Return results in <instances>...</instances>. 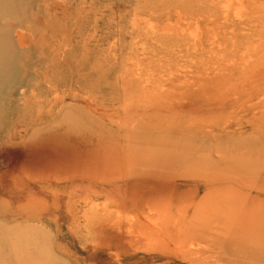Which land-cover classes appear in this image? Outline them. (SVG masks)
I'll return each instance as SVG.
<instances>
[{"label": "rangeland", "instance_id": "rangeland-1", "mask_svg": "<svg viewBox=\"0 0 264 264\" xmlns=\"http://www.w3.org/2000/svg\"><path fill=\"white\" fill-rule=\"evenodd\" d=\"M0 264H264V0H0Z\"/></svg>", "mask_w": 264, "mask_h": 264}, {"label": "bare ground", "instance_id": "bare-ground-1", "mask_svg": "<svg viewBox=\"0 0 264 264\" xmlns=\"http://www.w3.org/2000/svg\"><path fill=\"white\" fill-rule=\"evenodd\" d=\"M209 238V237H208Z\"/></svg>", "mask_w": 264, "mask_h": 264}]
</instances>
